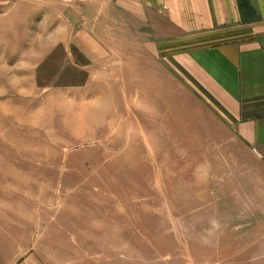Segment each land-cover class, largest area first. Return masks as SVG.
<instances>
[{"label":"rangeland","instance_id":"obj_1","mask_svg":"<svg viewBox=\"0 0 264 264\" xmlns=\"http://www.w3.org/2000/svg\"><path fill=\"white\" fill-rule=\"evenodd\" d=\"M245 1L0 0V264H264L259 156L195 79Z\"/></svg>","mask_w":264,"mask_h":264},{"label":"crops","instance_id":"obj_2","mask_svg":"<svg viewBox=\"0 0 264 264\" xmlns=\"http://www.w3.org/2000/svg\"><path fill=\"white\" fill-rule=\"evenodd\" d=\"M244 3L252 17L245 18L242 37L211 51H195V79L204 80L206 71V84L215 91L221 86L234 90V133L258 154L264 173V0Z\"/></svg>","mask_w":264,"mask_h":264}]
</instances>
